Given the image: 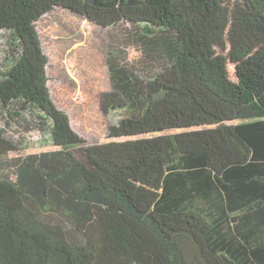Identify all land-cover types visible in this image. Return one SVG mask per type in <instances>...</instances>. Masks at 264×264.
Returning <instances> with one entry per match:
<instances>
[{
	"label": "trees",
	"instance_id": "16d2710c",
	"mask_svg": "<svg viewBox=\"0 0 264 264\" xmlns=\"http://www.w3.org/2000/svg\"><path fill=\"white\" fill-rule=\"evenodd\" d=\"M55 7L137 44L107 58L108 138L165 134L85 146L47 86ZM0 33L3 125L56 148L0 171V264H264V0H0Z\"/></svg>",
	"mask_w": 264,
	"mask_h": 264
},
{
	"label": "rangeland",
	"instance_id": "374dc122",
	"mask_svg": "<svg viewBox=\"0 0 264 264\" xmlns=\"http://www.w3.org/2000/svg\"><path fill=\"white\" fill-rule=\"evenodd\" d=\"M35 27L42 51L48 59L46 74L51 99L68 115L71 128L86 142V147L95 145L93 148H97L96 146L109 142L121 143L160 134L159 132L135 138H108L109 127L119 119L118 113L107 115L100 109L102 95L111 88L107 67L110 49L113 46L116 48L115 54L123 65L128 64L138 69L140 64L137 44L127 36L126 29L129 27L122 25L105 28L60 7H55L42 16ZM4 43L5 37L0 33V63ZM227 68L231 80H234L233 66L228 63ZM5 122L0 114V129L14 140H23L24 146L0 159V171H12V166H5V162H12L28 154L56 149L51 146L48 136H41L31 126L27 125L26 128L23 124L11 122L7 127L3 125ZM75 154L81 158L78 152Z\"/></svg>",
	"mask_w": 264,
	"mask_h": 264
}]
</instances>
